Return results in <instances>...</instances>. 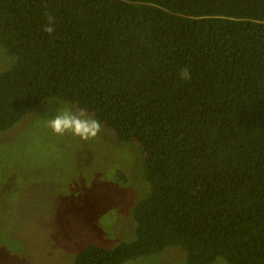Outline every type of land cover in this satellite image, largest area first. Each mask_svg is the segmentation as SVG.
Segmentation results:
<instances>
[{"label": "trees", "instance_id": "16d2710c", "mask_svg": "<svg viewBox=\"0 0 264 264\" xmlns=\"http://www.w3.org/2000/svg\"><path fill=\"white\" fill-rule=\"evenodd\" d=\"M0 48V133L56 100L142 155L131 237L70 264H264V0H0Z\"/></svg>", "mask_w": 264, "mask_h": 264}, {"label": "rangeland", "instance_id": "374dc122", "mask_svg": "<svg viewBox=\"0 0 264 264\" xmlns=\"http://www.w3.org/2000/svg\"><path fill=\"white\" fill-rule=\"evenodd\" d=\"M65 105L48 100L0 133V264H70L83 245L132 235L131 208L148 191L139 149L105 129L89 141L55 135L47 120ZM125 264H185V254L169 248Z\"/></svg>", "mask_w": 264, "mask_h": 264}, {"label": "clouds", "instance_id": "9594fccd", "mask_svg": "<svg viewBox=\"0 0 264 264\" xmlns=\"http://www.w3.org/2000/svg\"><path fill=\"white\" fill-rule=\"evenodd\" d=\"M46 8L47 5L45 4ZM47 15L48 24L43 31L51 34L54 31L55 18ZM180 79L188 81L191 79L190 69L184 68L180 71ZM47 127L52 130L55 135L63 136L71 134L83 141H89L98 136L102 131V123L90 115L86 110L77 108L71 104L59 107L54 116L47 120Z\"/></svg>", "mask_w": 264, "mask_h": 264}]
</instances>
